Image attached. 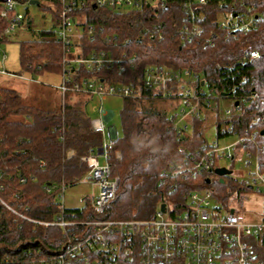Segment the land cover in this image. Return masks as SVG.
Segmentation results:
<instances>
[{"label":"trees","instance_id":"obj_1","mask_svg":"<svg viewBox=\"0 0 264 264\" xmlns=\"http://www.w3.org/2000/svg\"><path fill=\"white\" fill-rule=\"evenodd\" d=\"M220 1L213 0L211 3L217 6L202 11L206 33L211 29L215 32L213 43L209 44L200 38L186 42L179 39V22L175 19L180 15L179 9H165L154 17L151 13L140 16L89 6L87 22L103 27L106 34H115L117 39L109 43L101 36L85 40L86 52L96 49L135 53L134 67L119 71L114 64L86 70L82 65L72 80L102 79L134 86L142 82L144 70L151 64L178 70L189 68L198 73L199 85L205 82L215 94L239 99L241 109L235 108L230 117L233 133L243 139L241 145L246 151L258 153L264 171V1L256 0L262 17L258 25L232 38H226L218 29L226 7ZM5 2L0 0V59L12 35L3 34L9 24L2 16ZM25 14L28 29L34 34L32 39L21 42V65L36 72L64 73L68 67L64 44L48 29L32 30L30 11ZM156 23L163 24L162 38L143 34L147 32L145 28L152 29ZM125 39L130 43H125ZM247 48L259 51L260 56L240 62L238 57ZM144 93L142 99L124 98L122 132L109 159L112 175L118 176L120 183L115 198L104 212L98 213L89 200L74 208L66 207L61 200L64 189L86 175L88 165L83 157L102 143V133L91 124L90 107L96 96L68 92L60 108L46 109L29 105L18 91L0 86V264H47L48 257L64 248L68 237H80L87 229L79 226L74 230L76 234H66L59 225L47 226L34 220H145L153 218L162 203L172 215L181 212L189 194L196 189L214 188L222 195H226L227 185L248 189L233 172L223 176L227 183H222L214 170L197 176H172V166L185 159L178 151L180 146L193 152L208 143L202 129L207 108H202L200 117L191 119L195 132L189 136L183 126L176 129L171 124L173 100L150 90ZM221 136L218 130V137ZM116 151L121 154L119 159Z\"/></svg>","mask_w":264,"mask_h":264},{"label":"built area","instance_id":"obj_2","mask_svg":"<svg viewBox=\"0 0 264 264\" xmlns=\"http://www.w3.org/2000/svg\"><path fill=\"white\" fill-rule=\"evenodd\" d=\"M38 1L41 5L43 0ZM45 1L50 3L55 15L54 25L48 30L64 44V59L68 65L63 73V82L58 88L63 95L68 92H84L93 94L100 100V105H91L92 112L96 114L92 117L91 124L102 133V143L92 154L83 157L88 171L79 182L91 185L92 193L85 199L89 200L94 211L102 213L115 198L120 183V178L112 175L109 161L114 142L120 135L115 125H107L114 116L113 111L109 112L103 106L109 96L138 100L145 96L144 91L150 90L162 98H169L175 103L170 116L171 124L176 129L183 126L185 131L188 129V118L200 117L203 107L208 108L214 99L219 100L224 96L215 94L213 89H207L205 82L199 85L198 73L189 68L178 70L158 64L146 67L142 82L134 86L120 82L108 83L102 79L73 81L76 69L82 65L86 70L103 65L111 67L114 64L119 71L134 67L135 53L96 49L86 52L83 44L85 40L92 41L101 36L109 43L117 39L115 34H106L103 27L96 28L87 22L86 10L89 6H105L116 11L134 12L140 16L151 13L152 16L159 17L165 9L175 12V9H179L180 15L175 18L179 22L176 29L179 39L186 42L200 38L209 44L213 43L215 32L211 29L206 33L202 11L208 6L215 8L217 5L211 3L213 0H176L175 3L171 0ZM27 2L33 4L31 0H6L2 16L9 24L4 35L28 29L26 14L17 10L19 4ZM221 3H225L226 7L218 20V29L223 31L226 38L249 32L262 18L257 11L256 0H221ZM162 26L163 24L156 23L155 27L145 28L144 31L147 32L142 33L162 38ZM125 43H130V40L125 39ZM259 56V51L247 48L238 60L244 62L248 58ZM1 59L3 62L6 59L4 51ZM0 72L4 73L6 69L0 68ZM231 100L234 102V109L240 110L239 99L233 96ZM234 109L228 110L226 116L219 119L218 130L222 136L235 135L230 121ZM242 140L237 137L235 142L225 147H220L218 141L208 142L193 152L180 146L178 151L185 159L183 163L172 166V176H197L206 170L220 167L229 169L218 165V162L243 159L246 176L242 181L248 189L239 190L227 185L224 192L226 195L218 193L214 188L196 189L189 194L187 204L181 212L172 215L168 207L165 212L159 208L153 218L145 220L97 219L78 222L67 221L62 217L52 222L34 220L35 223L47 226L59 225L65 229L66 234H76L74 230L77 231L79 226L87 228L80 237H68L64 248L55 256L48 257L47 264H264V171L258 153L246 151L244 144L241 145ZM115 157H121L119 151L115 152ZM257 197L260 221H247V212L251 214L248 204Z\"/></svg>","mask_w":264,"mask_h":264},{"label":"rangeland","instance_id":"obj_3","mask_svg":"<svg viewBox=\"0 0 264 264\" xmlns=\"http://www.w3.org/2000/svg\"><path fill=\"white\" fill-rule=\"evenodd\" d=\"M42 5L36 4H19L17 10L25 13L30 11L33 19L32 30L49 29L54 25V13L50 8V3L43 0ZM33 32L29 29L16 30L12 32L11 41L4 45L6 59H0V68H5L6 72H0V86L4 88L14 89L18 91L24 101L29 105H34L39 108L58 109L60 108L65 95L60 91L58 86L63 82V73H55L50 71L36 72L23 68L20 63V45L22 41L33 38ZM100 105V100L96 96L92 104ZM124 105V98L117 95L109 96L103 103L104 108L114 112V116L107 125H115L119 132H122L121 111ZM234 109V102L231 99L220 98L214 99L210 108H207L206 119L203 124V132L209 143L217 142L220 147H225L237 140L235 135H225L218 137V121L226 116V112ZM92 117L96 114L92 112ZM171 111V110H170ZM188 125L187 134L192 136L195 128L191 118L186 121ZM103 162V159H101ZM218 165L231 168L233 175L242 180L246 176L244 160L236 159L234 161L221 160ZM98 191V189H96ZM92 193L90 184L78 182L75 185H70L64 189L63 203L66 207H82L85 205V198ZM259 197L255 201L248 204L251 214L247 212L246 220L250 222L260 221L259 216ZM255 213L257 215H255ZM259 213V214H258Z\"/></svg>","mask_w":264,"mask_h":264},{"label":"water","instance_id":"obj_4","mask_svg":"<svg viewBox=\"0 0 264 264\" xmlns=\"http://www.w3.org/2000/svg\"><path fill=\"white\" fill-rule=\"evenodd\" d=\"M31 2H32L33 4L39 5V1H38V0H31ZM214 172H215L217 175L221 176L220 181H221L222 183L225 182V178H223V176H225V175H229V174L232 173V171H231L230 169H227V168H225V167L216 168V169L214 170ZM208 182H210L209 179H208ZM160 208H161V210H162L163 212H165V211H166V208H167V205H166L165 203H162Z\"/></svg>","mask_w":264,"mask_h":264},{"label":"bare ground","instance_id":"obj_5","mask_svg":"<svg viewBox=\"0 0 264 264\" xmlns=\"http://www.w3.org/2000/svg\"><path fill=\"white\" fill-rule=\"evenodd\" d=\"M165 31H166V29H165ZM113 47V46H112Z\"/></svg>","mask_w":264,"mask_h":264}]
</instances>
